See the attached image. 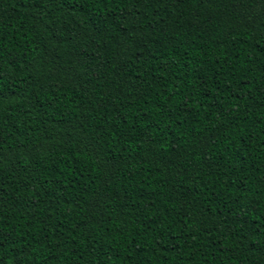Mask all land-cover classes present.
Instances as JSON below:
<instances>
[{
	"label": "trees",
	"instance_id": "1",
	"mask_svg": "<svg viewBox=\"0 0 264 264\" xmlns=\"http://www.w3.org/2000/svg\"><path fill=\"white\" fill-rule=\"evenodd\" d=\"M0 264H264V0H0Z\"/></svg>",
	"mask_w": 264,
	"mask_h": 264
}]
</instances>
